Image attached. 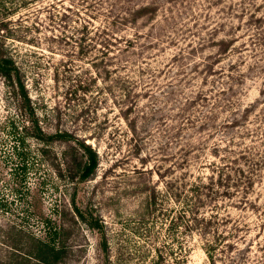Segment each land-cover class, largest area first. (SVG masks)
<instances>
[{
  "label": "rangeland",
  "instance_id": "374dc122",
  "mask_svg": "<svg viewBox=\"0 0 264 264\" xmlns=\"http://www.w3.org/2000/svg\"><path fill=\"white\" fill-rule=\"evenodd\" d=\"M148 3L154 18L123 22ZM2 24L43 127L85 139L99 164L85 182L58 175L65 144L42 152L12 133L0 76V218L56 241L64 215L69 264H264V0H0ZM131 102L136 133L121 110ZM243 151L250 202L213 192L201 210L210 228L187 226L171 187L189 189L217 155ZM72 199L100 228L73 221Z\"/></svg>",
  "mask_w": 264,
  "mask_h": 264
},
{
  "label": "trees",
  "instance_id": "16d2710c",
  "mask_svg": "<svg viewBox=\"0 0 264 264\" xmlns=\"http://www.w3.org/2000/svg\"><path fill=\"white\" fill-rule=\"evenodd\" d=\"M157 4L148 3L136 9L130 10L122 16L123 22L132 23L144 17L154 18L157 12ZM6 24L0 26V76L5 83L12 108L15 115L11 118L12 133L19 134L23 140L31 137L43 144L42 152H46L52 142L60 141L65 144L62 151V158L55 164L58 175L65 173L68 178L76 182H85L91 179L98 168L99 157L97 151L91 144L87 143L78 135L70 131L48 132L42 125L40 116L34 105V101L29 93L24 74L17 61L9 53L6 47ZM111 29V26H109ZM108 28L104 29L109 31ZM107 36V42H110V35ZM112 34V33H111ZM131 43V42H130ZM219 55L226 54L234 45L233 39L229 41L222 40L219 43ZM219 61H215L217 63ZM214 63V64H215ZM213 62H209L208 72H213ZM108 71V69H105ZM128 96H130L128 94ZM123 110V117L127 121L131 131L137 132L136 119L132 116L134 110L133 103L128 104ZM228 126L240 124L239 119H232ZM218 154V151H216ZM219 157V163L215 164L213 171L206 180L191 183L189 189L183 188L181 191H174L170 195L174 201L183 203L184 216L188 218L187 226H193L200 229L201 223H204L206 229L210 228L212 218H207L202 214V208L213 200H216L212 193L217 196H227L236 201V204L245 206L250 202L251 190L255 179L252 175H247V171H252L247 167L245 153L240 152L234 157ZM244 160V161H243ZM249 166V165H248ZM249 168V169H247ZM161 176H163L161 174ZM252 204V202H251ZM71 212L73 221L82 220L92 228H100L92 215L81 209L75 199L71 201ZM157 206V192L153 188L149 193L148 211L155 213ZM190 224V225H189ZM71 224L63 217L57 230V240L51 241L43 238L22 225L5 218H0V264H69L71 255L74 252V246L69 243L67 235L71 232ZM238 243L231 241L227 246L233 248ZM209 253L214 249L213 245L206 248ZM210 254V253H209ZM211 258L212 255H210Z\"/></svg>",
  "mask_w": 264,
  "mask_h": 264
}]
</instances>
